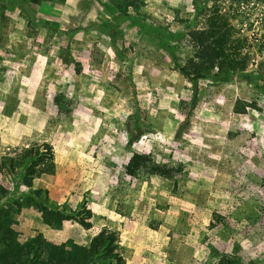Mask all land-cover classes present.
Wrapping results in <instances>:
<instances>
[{
    "label": "rangeland",
    "instance_id": "rangeland-1",
    "mask_svg": "<svg viewBox=\"0 0 264 264\" xmlns=\"http://www.w3.org/2000/svg\"><path fill=\"white\" fill-rule=\"evenodd\" d=\"M119 2L0 0V161L27 147L2 142L24 132L22 99L47 109L57 92L65 97L59 115L28 142H50L59 160L81 161L34 186L53 185L56 203L94 213L90 229L51 227L25 208L14 226L20 239L42 233L86 245L106 228L119 233L126 264H217L235 251L264 264V0ZM216 5L244 40L247 67L228 79L216 67L194 100L195 85L177 66L194 51L187 32ZM36 67L45 70L33 98L25 82ZM134 152L181 169L170 178L130 176ZM0 183L13 188L1 174Z\"/></svg>",
    "mask_w": 264,
    "mask_h": 264
},
{
    "label": "trees",
    "instance_id": "trees-1",
    "mask_svg": "<svg viewBox=\"0 0 264 264\" xmlns=\"http://www.w3.org/2000/svg\"><path fill=\"white\" fill-rule=\"evenodd\" d=\"M36 1V0H32ZM137 0H125L117 3L119 8L136 5ZM203 26L191 27L187 32L188 42L193 54L184 65L178 64L180 73L195 85L194 100L197 98V85L200 79L210 77L217 67V76L230 78L247 67V54H244V40L233 36L232 27L219 7L207 8ZM0 73L4 70L1 66ZM77 71H81L77 68ZM62 95L55 97L61 106ZM238 100L236 113H243L246 107ZM138 136L129 140L131 146ZM181 166L160 164L151 154L134 152L126 164V173L137 176L141 172L156 174L165 178L173 177ZM57 173L56 155L50 142L31 143L27 147L16 148L1 157L0 174L3 181L13 184V188L0 183V264H126L120 252L119 233L111 229H102L86 245L69 241L56 244L42 233L21 240L15 229L17 217L25 208L36 210L48 226L60 227L66 221L78 223L84 229L93 226V211L86 206L73 209L58 204L51 199L47 188H35V181ZM25 186V190H19ZM16 188V189H15ZM235 251V250H234ZM236 252V251H235ZM223 254L217 264H256L245 263L236 253Z\"/></svg>",
    "mask_w": 264,
    "mask_h": 264
},
{
    "label": "crops",
    "instance_id": "crops-1",
    "mask_svg": "<svg viewBox=\"0 0 264 264\" xmlns=\"http://www.w3.org/2000/svg\"><path fill=\"white\" fill-rule=\"evenodd\" d=\"M44 70L45 68H38L36 67L33 75L27 79L25 82L26 86L30 85V89L28 91H31V95L33 98L37 95L39 86L41 84V81L43 79L44 75ZM57 96L56 94L50 95L51 97V104L50 101L48 103L47 109L45 106H40L36 104H30L27 103L24 99H22V102L19 103L18 105V112L21 115L27 116L28 115V122L24 125V132L23 133H11L7 134L3 138V144L4 146L8 148H14L17 146H20L21 144L29 146V140L34 134H39L45 131L46 126L48 124V118L50 115H59L60 113V107L59 105L54 101L55 97ZM5 118V116H3ZM8 119V118H7ZM6 121V120H5ZM61 133H58L56 135V138L59 137ZM26 138V142L24 139ZM44 141V140H43ZM25 142V143H24ZM29 144V145H28ZM52 144V143H51ZM53 145V144H52ZM54 147V146H53ZM55 155H56V164H57V172L58 176L59 174H64L69 168L71 169L74 165H78V163L81 161V159H67L64 162L59 160V155L57 154L56 148H54ZM71 158V156H70ZM59 178V177H58ZM54 186L50 185L49 190L52 191V188Z\"/></svg>",
    "mask_w": 264,
    "mask_h": 264
}]
</instances>
